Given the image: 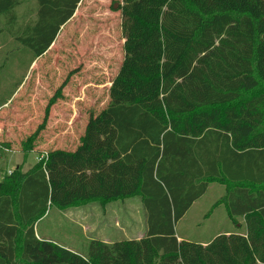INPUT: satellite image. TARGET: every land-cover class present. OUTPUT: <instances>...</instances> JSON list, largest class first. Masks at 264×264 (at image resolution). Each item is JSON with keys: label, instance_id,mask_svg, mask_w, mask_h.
I'll return each instance as SVG.
<instances>
[{"label": "trees", "instance_id": "trees-1", "mask_svg": "<svg viewBox=\"0 0 264 264\" xmlns=\"http://www.w3.org/2000/svg\"><path fill=\"white\" fill-rule=\"evenodd\" d=\"M81 1L38 0L37 22L17 41L42 57ZM17 5L0 0V16L14 20ZM120 10L125 56L108 106L74 151L0 181V264H264V0H123ZM210 180L236 184L227 208L246 234L179 241L176 224ZM135 195L147 213L140 240H94L83 255L36 233L52 207Z\"/></svg>", "mask_w": 264, "mask_h": 264}, {"label": "rangeland", "instance_id": "rangeland-1", "mask_svg": "<svg viewBox=\"0 0 264 264\" xmlns=\"http://www.w3.org/2000/svg\"><path fill=\"white\" fill-rule=\"evenodd\" d=\"M122 5L123 0H82L51 49L37 60L17 39L37 22L38 0H18L14 20L0 16V181L17 168L28 172L51 151H73L89 117L108 106L111 84L125 56ZM64 83L61 99L27 155L25 143L43 123L50 99ZM235 186L208 181L206 194L176 224L177 237L207 245L222 234H246V220L232 218L227 208V195ZM147 230L139 195L65 210L52 207L36 223L38 237L83 255L94 240H140Z\"/></svg>", "mask_w": 264, "mask_h": 264}, {"label": "crops", "instance_id": "crops-1", "mask_svg": "<svg viewBox=\"0 0 264 264\" xmlns=\"http://www.w3.org/2000/svg\"><path fill=\"white\" fill-rule=\"evenodd\" d=\"M51 47H52V46H51ZM50 49H51V48H50ZM50 49H49V50H50ZM47 53H48V52H47ZM32 65L34 66L35 63H33ZM86 124H87V123H86ZM85 127H86V125H85ZM84 130H85V128H84ZM77 146H78V145H77ZM77 146H76V148H77ZM76 148H74V150H75ZM74 150H73V151H74ZM9 173H10V171L8 172V174H9ZM193 205H194V204H193ZM178 239H179V238H178ZM179 241H181V240L179 239Z\"/></svg>", "mask_w": 264, "mask_h": 264}, {"label": "water", "instance_id": "water-1", "mask_svg": "<svg viewBox=\"0 0 264 264\" xmlns=\"http://www.w3.org/2000/svg\"><path fill=\"white\" fill-rule=\"evenodd\" d=\"M115 8H117V6Z\"/></svg>", "mask_w": 264, "mask_h": 264}, {"label": "built area", "instance_id": "built-area-1", "mask_svg": "<svg viewBox=\"0 0 264 264\" xmlns=\"http://www.w3.org/2000/svg\"><path fill=\"white\" fill-rule=\"evenodd\" d=\"M45 157V156H44ZM42 160V159H41Z\"/></svg>", "mask_w": 264, "mask_h": 264}]
</instances>
